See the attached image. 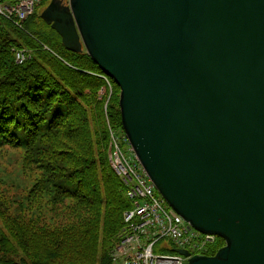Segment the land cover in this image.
<instances>
[{
  "label": "water",
  "instance_id": "obj_1",
  "mask_svg": "<svg viewBox=\"0 0 264 264\" xmlns=\"http://www.w3.org/2000/svg\"><path fill=\"white\" fill-rule=\"evenodd\" d=\"M64 2L42 20L119 87L124 132L168 205L227 245L190 264H264V0Z\"/></svg>",
  "mask_w": 264,
  "mask_h": 264
},
{
  "label": "trees",
  "instance_id": "obj_2",
  "mask_svg": "<svg viewBox=\"0 0 264 264\" xmlns=\"http://www.w3.org/2000/svg\"><path fill=\"white\" fill-rule=\"evenodd\" d=\"M40 1L23 27L0 16V151H21L33 178L10 197L0 177V264H112L134 206L109 159L120 89L112 81L105 110L104 73L64 47L39 11L51 0Z\"/></svg>",
  "mask_w": 264,
  "mask_h": 264
},
{
  "label": "built area",
  "instance_id": "obj_3",
  "mask_svg": "<svg viewBox=\"0 0 264 264\" xmlns=\"http://www.w3.org/2000/svg\"><path fill=\"white\" fill-rule=\"evenodd\" d=\"M37 3V0H0V16L20 27L25 12L33 11ZM18 58L22 63L25 56L18 53ZM111 147V164L134 201L133 208L124 215L127 228L114 258L121 264H189V259L179 255L155 253L165 239H170L173 248L188 250L191 257L211 253L217 238L193 229L171 209L157 193L132 150L125 152L113 135Z\"/></svg>",
  "mask_w": 264,
  "mask_h": 264
},
{
  "label": "rangeland",
  "instance_id": "obj_4",
  "mask_svg": "<svg viewBox=\"0 0 264 264\" xmlns=\"http://www.w3.org/2000/svg\"><path fill=\"white\" fill-rule=\"evenodd\" d=\"M43 10L44 8L39 9L40 12H42ZM17 52H22V51H17ZM17 52L15 53V57L17 62L20 63V59L18 58ZM102 78L105 79V85L100 89L99 96L100 99H105L106 101L105 110H107L108 103L114 91V87H113L114 81L109 77H107L105 74L102 75ZM108 128H109L110 138L113 135L118 140L119 146L125 152L128 153L131 150V146L129 140L126 137L124 129L114 128L109 120H108ZM136 160L139 163V160L138 159ZM0 177H2L4 181L11 187V189L6 188L7 191L9 190L8 195L10 197L26 194L29 191L27 188L30 189L33 184L32 177L22 174L21 151L16 149H8V150L0 151ZM167 248H169V250ZM171 250H172V246L170 239H165L158 244V246L155 249V253L156 254L161 253L165 256H176V253ZM177 250L188 251L185 249H177ZM111 257H112V264H121V261L114 258V254H112ZM187 258H191V255Z\"/></svg>",
  "mask_w": 264,
  "mask_h": 264
},
{
  "label": "bare ground",
  "instance_id": "obj_5",
  "mask_svg": "<svg viewBox=\"0 0 264 264\" xmlns=\"http://www.w3.org/2000/svg\"><path fill=\"white\" fill-rule=\"evenodd\" d=\"M34 13H35V9L33 11H31V12H29V11L25 12V18L21 20L19 26L23 27L24 24L34 15ZM27 189L29 190V188H27ZM208 235H213V234H208ZM226 247H227V245H225L222 249H224Z\"/></svg>",
  "mask_w": 264,
  "mask_h": 264
}]
</instances>
